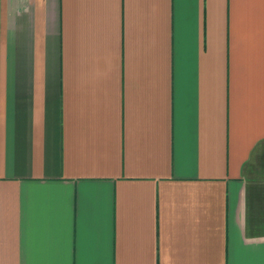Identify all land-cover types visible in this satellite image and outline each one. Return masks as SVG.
<instances>
[{
  "label": "crops",
  "instance_id": "obj_1",
  "mask_svg": "<svg viewBox=\"0 0 264 264\" xmlns=\"http://www.w3.org/2000/svg\"><path fill=\"white\" fill-rule=\"evenodd\" d=\"M0 264H264V0H0Z\"/></svg>",
  "mask_w": 264,
  "mask_h": 264
}]
</instances>
